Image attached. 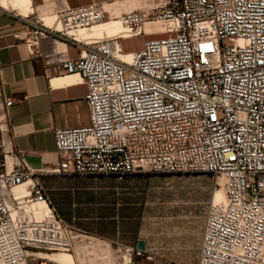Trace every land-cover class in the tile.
Wrapping results in <instances>:
<instances>
[{"label":"built area","instance_id":"1","mask_svg":"<svg viewBox=\"0 0 264 264\" xmlns=\"http://www.w3.org/2000/svg\"><path fill=\"white\" fill-rule=\"evenodd\" d=\"M21 18L29 47L50 36L86 47L64 67L87 86L90 123L55 131L61 159L46 172L210 174L225 197L210 203L198 264H264V0H165L116 17L122 32L86 40L76 32L108 19L102 4L58 7L50 24L34 9ZM150 23L164 37L119 59V38ZM13 103L0 89L2 138ZM25 159L0 145V264H57L35 253L74 256L73 234L98 237L62 220ZM118 248L128 264L151 259L137 245Z\"/></svg>","mask_w":264,"mask_h":264},{"label":"crops","instance_id":"2","mask_svg":"<svg viewBox=\"0 0 264 264\" xmlns=\"http://www.w3.org/2000/svg\"><path fill=\"white\" fill-rule=\"evenodd\" d=\"M47 1L49 4H46V1L42 3L39 0H30L29 10L28 8L0 10V89L4 99H14L12 106L7 109L9 133L2 138L0 132V145L3 144L6 148L25 153L28 167L38 174V179L57 214L72 230L84 232L121 246H135L139 241H144L146 255L151 259H160L161 264L167 262L198 264L205 222L203 226H200L196 220V226L192 230L180 229L169 232L168 243L158 244L154 243L144 232L134 231L132 227L121 229L113 226L111 218L102 217L101 210L112 209V199L100 201L95 205L97 213L91 228H77L70 223L75 224L80 218L75 222L70 218H65V215L59 212L61 210L57 209L59 194H69L71 200H76L78 193L82 190L75 186V182L85 177L84 175L48 173L46 170L55 166L61 159L55 143V131L85 127L90 123L89 106L86 100L87 86L78 75L68 74L64 67L65 59L77 60L86 47L71 40L52 36L41 39L36 47H29L26 38L31 34L32 28L21 18L23 13L25 15L33 9L42 17L41 13L47 7L56 12V8L61 6L79 7L98 3L105 7L108 18L120 20L116 17L165 0ZM43 18L50 24L53 22L54 15ZM148 26L142 35L119 38L118 43L124 54H133L142 50L144 42L149 39L164 37L159 30ZM86 30L91 31V29ZM139 173L144 172L131 175ZM20 188L22 187L16 189L15 192L26 194V187L25 189ZM123 202L131 204L132 198L124 199ZM114 205H116L119 217L123 204L119 199ZM177 210L173 219L178 226L184 225L186 221L192 223V215H186L183 208ZM191 236L193 241L190 243ZM71 256L72 264H74V256ZM190 258L192 260H189Z\"/></svg>","mask_w":264,"mask_h":264},{"label":"rangeland","instance_id":"3","mask_svg":"<svg viewBox=\"0 0 264 264\" xmlns=\"http://www.w3.org/2000/svg\"><path fill=\"white\" fill-rule=\"evenodd\" d=\"M39 1L43 3L42 0ZM45 1L46 4H49V1ZM41 15L42 17L53 16L56 15V12L54 9L47 7ZM110 18L105 23L116 20ZM148 27H153L156 30L162 29L157 23L149 24ZM84 176V178H79L75 182V186L82 190L78 193L76 200H71L69 194H59V205L57 206V209H61L59 212L63 213L65 218H70L75 222L80 218L77 223H70L71 225L77 228H91L97 213L95 205L100 201L112 199V209L108 211L101 210L102 217L111 218L113 226H118L121 229L132 227L134 231L144 232L154 243L158 244L168 243L167 236L169 232L180 229L192 230L196 226V220L198 225L203 226L210 203L215 199V181L207 173L144 172L123 179L112 175ZM130 197L132 198L131 204H124L123 200ZM119 199L123 205L118 217L114 203L116 204ZM178 208H183L186 215L193 216L192 223L186 221L182 226L175 223L173 216ZM113 226L110 225V227ZM75 236L77 237L74 240L77 251L73 257L75 259L74 264L127 263L124 261L123 252L118 248L121 245L107 240H98V238L95 240L77 234ZM192 241L193 237L191 236L189 242ZM106 243H109V245L106 246ZM86 248L89 249L86 251ZM189 260H192V258ZM135 264H161V260L136 258Z\"/></svg>","mask_w":264,"mask_h":264},{"label":"bare ground","instance_id":"4","mask_svg":"<svg viewBox=\"0 0 264 264\" xmlns=\"http://www.w3.org/2000/svg\"><path fill=\"white\" fill-rule=\"evenodd\" d=\"M0 4H2V6L4 8H13V9L14 8L15 9L16 8H22L23 10H24V8L25 9L28 8V10L30 9L29 8L30 0H8V1L7 0H1ZM18 11H19V9H18ZM55 18H56V15H54L53 21L55 20ZM150 24H153V23H150ZM147 25H149V24H147ZM86 29H91V31L86 30ZM123 30H124V28H123L120 20H111L109 22H106V23L103 22L102 24L95 25V26H92L90 28L81 29V30L76 32V35L78 38L86 40L89 38L93 39V38H101L103 36H114V35L122 32ZM117 56L119 59H122L125 61H130L132 58L131 54L127 55V54L118 53ZM26 186H27V184L25 183L21 186L16 187L14 189V193L16 195H20V194H17L15 192L16 189H18L19 187H22L23 189H25ZM22 188H20V189H22ZM25 190H26L25 192H27V188ZM214 197L216 200H221V199H224L225 195H224L222 190L217 189ZM40 206H43V204H40ZM73 237L75 240V234H73ZM105 245L108 246L109 243H106ZM48 253H50V252L38 251L35 254L37 256H41L45 259H49V260H52V261H54L56 263H60V264H72L73 263L71 253L70 254H68V252H52L53 254H48Z\"/></svg>","mask_w":264,"mask_h":264},{"label":"water","instance_id":"5","mask_svg":"<svg viewBox=\"0 0 264 264\" xmlns=\"http://www.w3.org/2000/svg\"><path fill=\"white\" fill-rule=\"evenodd\" d=\"M137 247L142 249V250H146V243L144 241H139L137 243Z\"/></svg>","mask_w":264,"mask_h":264}]
</instances>
